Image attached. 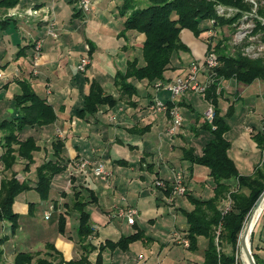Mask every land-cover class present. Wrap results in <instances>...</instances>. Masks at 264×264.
<instances>
[{"label": "crops", "instance_id": "0c3cea01", "mask_svg": "<svg viewBox=\"0 0 264 264\" xmlns=\"http://www.w3.org/2000/svg\"><path fill=\"white\" fill-rule=\"evenodd\" d=\"M121 3L90 0L87 11L74 0H18L0 7V68L5 73L0 79V121L19 116L16 96L22 82L46 98L55 112L52 122L26 125L19 131V140L33 138L37 149L30 159L16 152L8 167L3 162L0 131V193L11 177L28 186L12 203L18 227L13 231L9 221H0V264H14L20 251L48 256L54 264L83 255L88 260L84 264H95L98 253L102 264H194L184 255L186 249L191 255L200 252L203 260V237L197 238V243L203 238V248L197 245L194 250L175 239L176 234L185 236L184 211L192 205L187 194L174 192L172 181L173 171L179 170L186 193L203 199L212 196L208 168L183 158L184 149L192 147L200 154L210 140L212 135L204 125L211 122L204 118L210 105L228 126L224 137L239 174L249 176L264 167V144L259 142L264 134V79L248 84L235 78L215 79V105L206 93L189 91L170 98L167 90L155 88L157 82L184 76L190 62L203 59L212 25L199 36L182 29L180 37L187 49L172 56L163 79L148 82L130 77L135 92L121 96L116 74L124 73L133 59L139 66L144 64L143 35L123 30ZM51 23L55 37L49 33ZM83 55L90 62L85 71H79ZM203 78L204 72L199 73V79ZM94 82L114 103L98 104L93 112L80 111ZM155 97L177 103L182 122L175 135L165 131L170 115L150 108ZM56 141L63 143L59 155ZM81 159L90 162L84 170L77 165ZM47 160L58 161L64 169L51 178L48 197L42 199L35 189L36 173ZM98 161L111 172L108 181L94 175ZM79 207L88 213L92 228L83 240L85 248L77 235ZM127 207L137 209L133 224L119 214ZM136 233V238L122 245H103ZM260 238L259 234L255 244L264 257Z\"/></svg>", "mask_w": 264, "mask_h": 264}, {"label": "trees", "instance_id": "16d2710c", "mask_svg": "<svg viewBox=\"0 0 264 264\" xmlns=\"http://www.w3.org/2000/svg\"><path fill=\"white\" fill-rule=\"evenodd\" d=\"M18 0H0V7H10ZM143 7L131 6L125 15V8L121 7V15H125L123 30H134L143 35L141 46V57L143 65H137V60L129 62L124 73H117L115 83L119 86L121 96L131 95L135 87L128 78L137 80L146 79L153 82L163 79L164 72L171 65L172 56L180 51L186 50V44L181 40L182 29H189L195 36H199L207 28H201L200 21L208 19L213 27L232 23L235 17L225 19L215 13L216 4H224L247 10L250 5L245 0H147ZM261 0H259L260 2ZM264 13V6L259 8ZM264 29V25L259 26ZM228 38H206L207 50H212L219 65L214 69L216 79L235 78L236 81L248 84L254 79H264V57H248L243 55L239 48L233 53H228L226 40ZM21 93L16 96V104L19 116L11 120L0 121L2 131V155L5 166H10L17 154L28 159L32 151L37 149L33 138L19 140L18 133L26 125H44L55 119L52 105L46 98L38 95L31 87L22 82ZM211 102L216 104V84L213 82L205 92ZM113 104L114 100L105 95L97 83H91L90 92L85 98L84 106L80 111L93 112L98 104ZM167 104H172L167 100ZM79 111V112H80ZM211 133L210 140L205 144L200 154H196L192 147L183 150V158L192 163L206 166L213 180V194L207 199L195 197L190 193L189 202L192 207L184 211L186 220V234L189 240L188 249L197 248V238L205 239L202 264H232L235 260L234 250L238 241L239 233L244 221L253 206L256 198L264 190V167L257 169L252 175H241L231 157L228 154L229 142L224 137L227 124L218 110L214 109V116L210 123H205ZM259 142L264 144V134L259 137ZM17 144L15 149L13 145ZM55 153L59 155L63 143L56 141ZM64 165L58 161L47 160L37 168L35 189L42 199H47L51 178L61 172ZM235 180L233 184L229 181ZM27 184L19 182L15 177L5 180L0 193V221L5 219L10 222L14 231L18 227V215L12 210L15 196L27 188ZM230 199L231 204L225 209L226 201ZM224 204V205H223ZM31 205V204H30ZM60 229L63 230L62 219ZM264 222V210H262L258 221L259 225ZM256 225V224H255ZM255 227V226H254ZM92 233L88 221V213L79 207V222L77 235L81 246L87 244L83 240ZM138 236V233L129 237L120 238L117 242L106 241L103 245H122ZM230 246L231 253L223 250L224 246ZM101 248V246H99ZM53 249V248H52ZM252 251L257 264H264V257L258 253V246L254 244ZM57 253V251H56ZM49 256L51 254L49 253ZM1 260V251H0ZM62 261V260H60ZM63 262V261H62ZM88 260L81 256L78 260L64 261L65 264H84ZM14 264H54L50 257L35 258L31 252L20 251L14 256ZM95 264L100 263V254H97Z\"/></svg>", "mask_w": 264, "mask_h": 264}, {"label": "built area", "instance_id": "2783aa9c", "mask_svg": "<svg viewBox=\"0 0 264 264\" xmlns=\"http://www.w3.org/2000/svg\"><path fill=\"white\" fill-rule=\"evenodd\" d=\"M77 3L79 9L87 11L90 8V0H74ZM256 7L255 0H248ZM54 23H51L49 28V33L52 36H56L53 31ZM210 33L208 35L216 34L214 30L210 28ZM239 33V32H238ZM214 35H212L214 37ZM240 37L239 35H236ZM240 39V38H239ZM238 39V40H239ZM39 48V42L36 44V49ZM251 44H248L244 47V50L248 52L253 57L260 56V51L264 49V45L256 46V52L253 54L249 53L250 50H253ZM90 62V58L88 55H83L79 58L77 68L79 71H85L87 65ZM219 65V60L216 58L215 53L212 50H207L203 56L201 61H192L190 62L187 72L184 76H176L170 82H157L155 84L156 90L164 89L170 92L172 97L184 95L186 92L193 91L196 93H205L206 90L210 87V85L215 81L216 74L214 69ZM204 72V78L202 80L199 79V73ZM5 78L3 70L0 68V79ZM172 105L169 106L167 101H163L157 97L150 104V108L155 111H166L170 115V122L166 128V133L169 135H175L178 132L179 127L181 126L182 116L177 106L172 99L168 100ZM214 116V108L210 105L204 112V118L208 120H212ZM90 162L86 159H81L77 163L80 169H83L89 165ZM93 173L96 177L103 181H108L111 176V172L106 168L104 162L98 161L96 162ZM172 188L174 192L180 195H184L186 193V186L184 184V175L179 170L173 171V181ZM231 204V200L228 199L225 203V209H228ZM119 214L124 216L127 219L129 224H133L135 222L134 216L137 214V209L135 207H127L125 209H121ZM46 217L49 216V212L45 214ZM175 239L178 240L184 247L188 248L189 240L186 236H179L176 234ZM235 264V263H232Z\"/></svg>", "mask_w": 264, "mask_h": 264}, {"label": "rangeland", "instance_id": "374dc122", "mask_svg": "<svg viewBox=\"0 0 264 264\" xmlns=\"http://www.w3.org/2000/svg\"><path fill=\"white\" fill-rule=\"evenodd\" d=\"M246 2L249 3L250 8L247 10H240L236 7L233 6H228L224 4H216L214 6L215 8V13L223 17L225 19H230L232 17H235V19L232 21V23L227 24V25H217L216 28L213 27L212 22L208 19L201 20L200 25L201 28L208 27L212 25L211 28H215V38H223L226 37L228 38L226 40V44L228 45L227 52L228 53H233L236 48H239L240 52L243 55H246L248 57L254 58L248 52L244 50V47L247 46L248 44H251L252 47L254 48L253 50H250L249 53L253 54V52H256V46L264 45V29L259 28V26L264 25V13L259 12V8L261 6H264V0H255L256 2V7L249 2L248 0H245ZM121 6L122 8H125V15L129 13L131 6L134 7H143L145 6L148 1L147 0H121ZM124 15V16H125ZM240 37L236 36L239 35ZM212 35H207V39L212 37ZM240 38V39H239ZM239 39V40H238ZM260 56L264 57V49L260 51ZM258 57V56H256ZM5 75V73H4ZM176 77V76H175ZM170 98L171 94L169 92ZM169 98V99H170ZM205 198L208 197V193H204ZM41 219H43L41 217ZM258 221V220H257ZM260 234V239L261 241H264V222L259 225L256 223L252 235H251V246H253L257 242V236ZM199 249H202L204 246V241L203 238L198 240L197 243ZM181 250V248H180ZM223 250L225 252L231 253V248L230 246L226 245L223 247ZM183 252V251H182ZM199 252V251H198ZM184 255L186 256L187 259L192 260L194 264H201L203 262L202 257L199 253H194L191 255L190 251L186 249L184 251ZM38 257H48V256H36L35 258ZM234 262L235 264H244L243 259L241 257V250L238 245V241L234 250Z\"/></svg>", "mask_w": 264, "mask_h": 264}, {"label": "water", "instance_id": "95a60500", "mask_svg": "<svg viewBox=\"0 0 264 264\" xmlns=\"http://www.w3.org/2000/svg\"><path fill=\"white\" fill-rule=\"evenodd\" d=\"M264 201V190H262L260 192V194L258 195V197L256 198L253 206L251 207L249 213L257 208L260 203ZM264 210V209H262ZM248 213V214H249ZM248 216V215H247ZM247 218V217H246ZM246 220V219H245ZM245 222V221H244ZM244 225V224H243ZM241 232H242V229L239 233V237H238V245L240 247V250H241V253L243 255V258L245 259L246 261V264H257L256 263V260L254 258V254H253V251H252V246H251V241H249V243H247V241H245L244 239H242V236H241Z\"/></svg>", "mask_w": 264, "mask_h": 264}, {"label": "bare ground", "instance_id": "6f19581e", "mask_svg": "<svg viewBox=\"0 0 264 264\" xmlns=\"http://www.w3.org/2000/svg\"><path fill=\"white\" fill-rule=\"evenodd\" d=\"M262 209H264V201H262L260 203V205L253 209L247 216L244 225L242 227V232H241V236L242 239H244L245 241H247V243H249L250 239H251V235L254 229V226L262 212ZM241 257L243 259L244 264H246L245 259L243 258V255L241 253Z\"/></svg>", "mask_w": 264, "mask_h": 264}]
</instances>
